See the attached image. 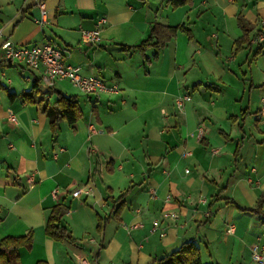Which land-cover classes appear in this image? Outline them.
<instances>
[{"label": "crops", "instance_id": "1", "mask_svg": "<svg viewBox=\"0 0 264 264\" xmlns=\"http://www.w3.org/2000/svg\"><path fill=\"white\" fill-rule=\"evenodd\" d=\"M99 18L101 39L89 43L81 32ZM262 21L264 0H0V239L32 233L20 264H153L186 241L203 264H258L250 248L264 251V219L249 209L264 195ZM154 23L179 26L159 49ZM6 40L51 43L117 90L86 95L67 79L46 90L41 69L2 59ZM60 92L80 116L52 131L43 105ZM57 204L73 241L44 232Z\"/></svg>", "mask_w": 264, "mask_h": 264}, {"label": "trees", "instance_id": "2", "mask_svg": "<svg viewBox=\"0 0 264 264\" xmlns=\"http://www.w3.org/2000/svg\"><path fill=\"white\" fill-rule=\"evenodd\" d=\"M173 7L182 5L184 0H170ZM179 26H168L158 23H154L150 29V37L154 38L152 46L156 49L161 48L164 44L175 34ZM242 36L235 41L236 50L240 48V45L246 43L248 40V34L250 33V27H243ZM148 41V40H146ZM146 42L138 45L139 49L145 47ZM148 45V43H146ZM125 49V47H121ZM37 81L34 83L29 91L23 93V97L26 100L32 98L37 93ZM11 96V95H10ZM56 107L49 109L46 105H43L44 112L49 117V123L52 131L57 128V122L60 119H65L69 124H73L80 116L77 102L74 96H65L61 92L58 93L55 101ZM122 195L118 200L121 202ZM117 200L113 201L116 203ZM264 204V195L258 198L257 204L249 211L259 214L264 219V213L261 212V206ZM121 203L115 204V210L118 212V208ZM66 206L57 204L55 205L47 218L44 232L53 240H69L73 241L69 229L62 221V216L66 211ZM107 222L106 218L99 219L97 225V231L102 234L103 227ZM32 245V233L29 232L22 236H5L0 239V264H20L18 249L21 247L30 248ZM36 264H47L46 261L40 260ZM153 264H203L200 259V252L193 241L182 242L177 248L173 249L169 253L164 254L162 257L157 258Z\"/></svg>", "mask_w": 264, "mask_h": 264}, {"label": "built area", "instance_id": "3", "mask_svg": "<svg viewBox=\"0 0 264 264\" xmlns=\"http://www.w3.org/2000/svg\"><path fill=\"white\" fill-rule=\"evenodd\" d=\"M42 22L45 20V10L43 3L39 2ZM105 23V18H99L96 22V26L91 30H82V38L89 43H97L100 41V30ZM264 24V21H262ZM258 43L264 42V35L258 34L255 38ZM2 59L7 61L17 62L30 69H41L42 76L41 81L43 87L46 90L52 89L55 83L59 79H67L75 86L79 91L86 95H99L102 92H115L117 90L116 85L107 84L99 77L82 76L79 73V68L63 61L60 50L51 43L45 42L40 44H34L32 46L27 45H14L12 42L6 40L1 44ZM189 99V96L184 95L176 98L175 103L178 108H182L185 101ZM10 121H15L13 114L8 116ZM202 137V129L198 128L197 138ZM215 153L216 150H213ZM186 155H190V151L185 152ZM82 190H75L72 195L76 196ZM87 193V191H85ZM163 217L176 218L175 212H165ZM157 221L152 223L153 229H155ZM227 231H232V226L227 228ZM164 235V233H160ZM250 255L254 262L260 264L264 262V251L262 247L254 243L250 248Z\"/></svg>", "mask_w": 264, "mask_h": 264}, {"label": "rangeland", "instance_id": "4", "mask_svg": "<svg viewBox=\"0 0 264 264\" xmlns=\"http://www.w3.org/2000/svg\"><path fill=\"white\" fill-rule=\"evenodd\" d=\"M249 38L251 39L252 37L251 36H249ZM235 52V51H234ZM233 52V53H234ZM250 80V79H249ZM255 80V79H254ZM248 81V80H247ZM66 83L68 82V81H65ZM69 84V83H68ZM208 87H210V86H208ZM51 100H53V99H51Z\"/></svg>", "mask_w": 264, "mask_h": 264}]
</instances>
